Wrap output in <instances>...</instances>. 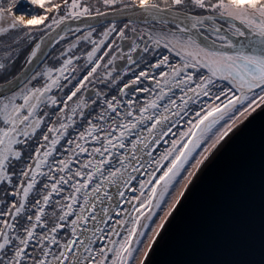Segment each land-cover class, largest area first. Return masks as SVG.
<instances>
[{
    "label": "snow or ice",
    "instance_id": "6c2138e0",
    "mask_svg": "<svg viewBox=\"0 0 264 264\" xmlns=\"http://www.w3.org/2000/svg\"><path fill=\"white\" fill-rule=\"evenodd\" d=\"M10 34L30 44L10 79L0 57V264H145L193 154L264 110V0H0Z\"/></svg>",
    "mask_w": 264,
    "mask_h": 264
},
{
    "label": "water",
    "instance_id": "95a60500",
    "mask_svg": "<svg viewBox=\"0 0 264 264\" xmlns=\"http://www.w3.org/2000/svg\"><path fill=\"white\" fill-rule=\"evenodd\" d=\"M183 192L145 264H264V110L232 129Z\"/></svg>",
    "mask_w": 264,
    "mask_h": 264
},
{
    "label": "rangeland",
    "instance_id": "374dc122",
    "mask_svg": "<svg viewBox=\"0 0 264 264\" xmlns=\"http://www.w3.org/2000/svg\"><path fill=\"white\" fill-rule=\"evenodd\" d=\"M91 2L95 4V3H96V0H91ZM103 10H104V9L101 8V11H103ZM118 24H119V23H118ZM225 26H226V25H225ZM98 31H99V29H98ZM15 39H16V35H15V34H10V35H8V36H6V37H0V57H2L3 52L5 51V48H4V45H5V44H7V45H11L12 48H18V50H19V55H18L17 59L15 60V64H14V66H11L10 69H9L8 78H9L10 76H12L16 71H19V70L23 67V65H24V61H25V59H26V54H27V51H28V47H29V44H30V42L27 41L26 39H21V40H20V43H19V44H16V43H14ZM69 39H70V38H69ZM66 42H67V41H62V42H60V44L57 45V47H56L55 50L53 51L52 57L58 56L59 51L62 50V48H63V46H64V44H65ZM81 47L83 48L84 45H82ZM77 54H79V53H77ZM172 59H174V57H172ZM48 63L53 64V63H57V62H56L54 59H51V58H50V60L48 61ZM80 63L83 64V60H81ZM119 64L122 66V65L124 64V62L121 61V62H119ZM2 76H3V74L0 73V77H2ZM0 81H3V79L0 78ZM54 94H55V92H54ZM238 107H239V106H238ZM243 119H244V118H241L240 120H238L236 126H237V125H238ZM227 122H228V117H225V120H224V121H221V125H219L218 128L221 127V126H223V124H224V123H227ZM234 128H235V127H234ZM234 128H233V129H234ZM214 131H215V130H214ZM211 136H212V133L209 134V137H211ZM210 142H211V140L209 139V140L206 141L204 144H202V146H201L199 149H197V151L193 154V158L190 160L189 164L185 166V170L181 173V176L177 178V181L174 182L173 187L170 188L169 193L166 195L165 200L162 202L160 209H157V210H156V215H154V216L152 217V221L156 218L155 216H157V217H161L162 214H163L164 212H166L165 215L168 213L169 209L171 208V206L168 207V203H169V200H170V198H171L170 196L172 195V192L176 190V188H177V186L179 185L180 181H182L183 179L185 180V183H184V185H183V188H181V191H184V190H185V185H188V184H189V180L191 181L192 178L195 176V175H194V176H192V177L189 178L187 173L189 172L190 168L192 167V164L195 163L196 159H199V158L197 157L198 154L201 153V152H203V151H204V147L207 146V144L210 143ZM220 142H221V141H220ZM218 145H219V144H218ZM218 145H217V146H218ZM217 146H216V147H217ZM216 147L211 151V153L216 149ZM211 153H210V154H211ZM210 154L208 155V157L210 156ZM196 157H197V158H196ZM206 160H207V159H206ZM204 162H205V160H204ZM201 165H202V164H201ZM201 165L199 166V168L201 167ZM198 170H199V169H198ZM198 170L194 169L193 171H194L195 174H196V172H197ZM137 175H138V178H139V174H137ZM184 177H185V178H184ZM133 185H134L135 187H138V183L135 182V181L133 182ZM126 195H128L129 198H130V194H129V193H126ZM179 198H180V196L177 197V199H179ZM114 202H115V201H114ZM166 207H168V208H167L166 211H164V210L166 209ZM172 209H173V208H172ZM172 209H171V211H172ZM165 215H164V217H165ZM167 217H168V216H167ZM152 221L149 223V225H151ZM150 227H151V226H150ZM150 227L148 226V228L145 229V230H143V231L146 233L147 231H149V228H150ZM159 231H160V229H159ZM156 238H157V236L155 237V240H156ZM142 239H143V238L141 237V247H142ZM151 241H152V240H151ZM151 241H150V242H151ZM152 246H153V243H152Z\"/></svg>",
    "mask_w": 264,
    "mask_h": 264
},
{
    "label": "bare ground",
    "instance_id": "6f19581e",
    "mask_svg": "<svg viewBox=\"0 0 264 264\" xmlns=\"http://www.w3.org/2000/svg\"><path fill=\"white\" fill-rule=\"evenodd\" d=\"M197 157L200 158V153L198 154ZM193 164H195V163H193ZM193 170H194V168L191 167L189 171H193ZM184 183H185V180L183 179L182 181H180V183L177 186L176 190L172 192V195L170 196L171 198H170L169 203H168V207L171 206L172 202L177 199V197L179 196V193L181 191V188H183ZM168 207H166V209L164 211H166ZM165 213L166 212H164L161 217L155 216L156 218L152 221L151 225H149V227L151 226L149 228V231H147L145 233V235L142 237L143 238L142 239V247H141L142 250H146L147 249L148 243L152 240V238L154 236V233H153L152 229L156 228V226L161 222V220L164 217Z\"/></svg>",
    "mask_w": 264,
    "mask_h": 264
},
{
    "label": "trees",
    "instance_id": "16d2710c",
    "mask_svg": "<svg viewBox=\"0 0 264 264\" xmlns=\"http://www.w3.org/2000/svg\"><path fill=\"white\" fill-rule=\"evenodd\" d=\"M221 23H223V22H221ZM83 31V30H82ZM58 45V44H57ZM57 45H55L54 46V48H53V50H52V52H51V56H52V54H53V51L55 50V48L57 47ZM50 60V59H49ZM23 67H24V65H23ZM19 73V71H16L13 75H17ZM12 75V76H13ZM12 76H10L9 77V79L12 77ZM0 83H3V81H0ZM54 92H56V90H54Z\"/></svg>",
    "mask_w": 264,
    "mask_h": 264
}]
</instances>
